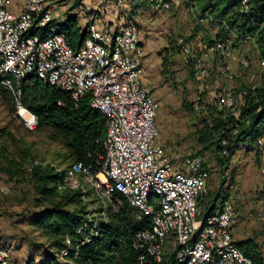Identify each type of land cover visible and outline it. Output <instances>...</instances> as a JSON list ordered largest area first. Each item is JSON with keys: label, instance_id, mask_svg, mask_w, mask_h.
Here are the masks:
<instances>
[{"label": "built area", "instance_id": "obj_1", "mask_svg": "<svg viewBox=\"0 0 264 264\" xmlns=\"http://www.w3.org/2000/svg\"><path fill=\"white\" fill-rule=\"evenodd\" d=\"M247 2H242L245 9ZM13 5L14 0H0V83L15 95L26 127L38 125L36 115L21 102L22 81L31 74L67 92L75 104L90 96L92 107L106 119L98 171L91 164L74 162L65 168L61 187L82 191L84 199L90 191L105 208L112 205L116 211L123 205L117 194L124 196L136 209L137 219L151 218V227L136 233L134 246L159 262L170 244L180 264H253L234 239L238 211L230 197L221 201L214 214L200 217V201L209 194V171L203 158L189 155L177 166L156 142L160 101L141 78L145 51L137 23L106 22L102 15L92 13L87 37L74 48L61 30L62 19L54 12L52 0H24L15 10ZM164 6L170 7L168 3ZM204 50L220 56L216 72L232 79L226 63L233 54L231 43L217 41ZM182 51L190 53L191 46L182 43ZM240 63L242 68L249 67L244 56ZM193 69L198 82L211 76L201 58L194 59ZM213 105L235 112L237 95L227 89ZM194 109L208 115L210 104L199 98ZM255 145L262 147L263 140ZM258 219L264 228V197ZM140 259L145 260V255ZM0 264L21 263L7 247L0 246Z\"/></svg>", "mask_w": 264, "mask_h": 264}, {"label": "rangeland", "instance_id": "obj_2", "mask_svg": "<svg viewBox=\"0 0 264 264\" xmlns=\"http://www.w3.org/2000/svg\"><path fill=\"white\" fill-rule=\"evenodd\" d=\"M52 1L54 12L60 9L63 13L61 19L77 15L83 28L88 25L92 13L102 15L104 20H107L106 15L109 13L115 19L111 22L118 23V18L122 16L126 18L124 21H135L144 32V39L152 36L155 42H166L167 47L156 44L165 54L164 70L157 65L147 82L154 97L160 101L156 118L159 128L156 142L166 148L177 166L189 155H200L203 158L209 171V195L200 201V217L204 216V205L216 194H219L218 203L222 197H230L239 212L234 236L246 235L243 221L253 225L254 235L251 238L257 241L264 257V228L258 219V208L264 197V135L259 138L263 140L262 147L256 146L255 142L250 146H240L229 163H226V159L217 155L214 148L205 149L199 141V131L210 122L211 117L194 109L199 98L205 103H211L227 89L238 94L242 87L264 85V64L251 44L240 46L238 69L230 71L233 78H227L228 82L221 79L216 88L210 89V85L221 74L216 72L212 64L216 54L209 55L204 50L214 27L210 20H199L200 10L210 5L208 0ZM23 2L14 0L15 5H22ZM164 3L170 7L166 8ZM15 5L12 6L14 10ZM136 16L138 20H135ZM182 43L191 46L190 53L182 51ZM232 51L234 53V48ZM243 56L249 60L248 68H242L240 61ZM197 58H201L211 69V76L204 83L196 81L193 75L194 59ZM241 101L242 98L237 95V110ZM0 128L5 131L9 150L22 163L21 175L13 178L0 175V246L7 247L21 264H41L48 243L41 231L33 225V219L50 203L47 201L39 205L36 201L38 194L30 172L37 165L63 170L73 159L62 133L46 125H37L35 129L26 127L19 115L15 95L3 87H0ZM58 191L62 196L70 190L59 187ZM84 201L83 204H71L68 208H83L89 211L88 217L98 222L105 208L104 203L90 191ZM165 251L166 257L171 254L170 244L166 245Z\"/></svg>", "mask_w": 264, "mask_h": 264}, {"label": "trees", "instance_id": "obj_3", "mask_svg": "<svg viewBox=\"0 0 264 264\" xmlns=\"http://www.w3.org/2000/svg\"><path fill=\"white\" fill-rule=\"evenodd\" d=\"M208 1L210 5L200 10V17L215 22L219 32L217 38L210 37L205 46L224 41L230 42L234 48L240 42L253 41L264 61V0H248L246 9L243 8V0ZM205 12L209 16H205ZM88 25L81 28L76 15H69L60 23L61 30L74 48L87 37ZM0 87L5 88L1 83ZM21 87L22 104L36 115L39 126L46 125L62 133L72 163L91 164L93 171H98V161L104 153L106 119L92 107L90 96L75 104L67 92L34 74L24 78ZM243 91L246 93L235 112L217 110L213 102L209 103L211 120L199 131V141L204 148H214L226 163L240 146H250L264 135V85L242 87L235 94L240 95ZM223 141H226L225 145ZM224 150H227V155ZM218 158L223 160L220 156ZM21 174L22 163L9 150L5 131L0 128V175L13 178ZM30 174L38 194V204L50 203L33 219V225L48 243L41 264H180L173 251L167 257L165 251L159 262L144 249L134 246L136 233L150 228L151 218L144 215L137 219L136 209L121 194H117L123 200L119 210L109 205L102 210L101 219L95 222L88 217L89 211L68 208L71 204L85 202L82 191L69 189L64 195H59L58 188L63 183L65 169L37 165ZM218 195L204 205V216L214 214L221 201L228 198L222 197L219 204ZM236 244L253 260V264H264L255 239L239 240ZM64 249L68 254L63 256L61 252ZM142 255H145V260L140 259Z\"/></svg>", "mask_w": 264, "mask_h": 264}, {"label": "crops", "instance_id": "obj_4", "mask_svg": "<svg viewBox=\"0 0 264 264\" xmlns=\"http://www.w3.org/2000/svg\"><path fill=\"white\" fill-rule=\"evenodd\" d=\"M55 12L59 15V17L63 16V13L61 12L60 9H55ZM125 15L127 16L128 13L126 12ZM122 17L118 18L119 23L124 22V19H126V18H122ZM137 17L138 16H136L135 20H138ZM106 18H107V20H105L106 22L115 21V19H113L109 13H108V15H106ZM77 20H78V17H77ZM62 21H63V19H62ZM212 24H214L215 26L210 31L211 37L213 39H216L218 36L219 28H218V26H216L215 22H212ZM78 25L81 28H83L82 25L79 23V20H78ZM139 30H140L141 45L145 51V57H144L143 64L141 67V78H142L143 83L148 85V83H147L149 80L148 76L152 73V71L156 68L157 65H159L161 67L162 71L164 70L165 54H163L161 52V50H159V48L157 47L156 44L159 42H155L153 40L152 36L149 39H144V37H145L144 32L141 30V28H139ZM246 43H250L251 46L254 48V51L256 52V54L259 56L258 49L256 47V44L253 41H243V42L238 43L237 46L234 47V53L226 60V63L228 64L230 71L231 70L236 71L238 69V64H239L238 63V54L240 53V46H242L243 44H246ZM159 44H163L164 47H167V44L165 41H164V43L162 41ZM259 59L264 64V61L260 58V56H259ZM220 60H221L220 56L218 54H216L214 56V58L212 59V64H214L216 67ZM221 79H224L225 81L228 82V79L225 76L219 75L218 79L215 80L214 83L210 85L211 86L210 89L216 88L218 86V84H220ZM207 88H209V85L207 86ZM209 93H213V92H209ZM238 216H239V212H238ZM242 225H244V227H245L244 231L246 232V235L243 237H239V236L235 237L234 236L235 240L248 239L254 235L253 234L254 233L253 232L254 227H252L253 225H250V223H248L247 221H243Z\"/></svg>", "mask_w": 264, "mask_h": 264}]
</instances>
